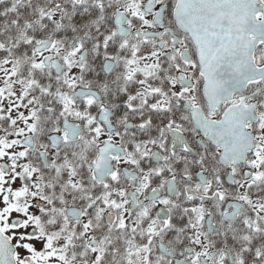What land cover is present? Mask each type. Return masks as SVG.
<instances>
[{
    "label": "snow or ice",
    "instance_id": "6c2138e0",
    "mask_svg": "<svg viewBox=\"0 0 264 264\" xmlns=\"http://www.w3.org/2000/svg\"><path fill=\"white\" fill-rule=\"evenodd\" d=\"M0 264H264V0H0Z\"/></svg>",
    "mask_w": 264,
    "mask_h": 264
}]
</instances>
